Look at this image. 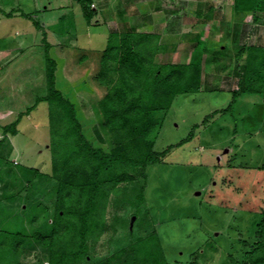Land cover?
<instances>
[{"label":"rangeland","instance_id":"rangeland-1","mask_svg":"<svg viewBox=\"0 0 264 264\" xmlns=\"http://www.w3.org/2000/svg\"><path fill=\"white\" fill-rule=\"evenodd\" d=\"M208 5L215 10L199 19L196 12ZM92 6L98 13L88 24L78 0H0L4 11L14 10L12 16L0 12V51H9L0 67V140L2 126L46 91L42 34L20 11L32 13L45 27L50 54L57 59V86L75 102L87 136L97 141L94 129H100L106 141L99 144L106 148L115 136L101 125L99 101L106 87L96 73L109 33L159 34L164 44L156 55L160 62L188 60L193 40L202 33L208 51L217 55L208 56L201 90L175 96L155 136V149L181 141L198 127L164 162L147 168L149 217L134 233L155 229L172 264L243 259L256 240L255 224L264 209V94L243 92L230 110L219 111L207 123L203 119L232 100L238 87L235 53L242 43L264 44V22L236 13L233 0H93ZM5 141L0 153L6 158L49 172L48 103L40 102L25 115L18 132ZM114 213L127 216L122 205L111 204L109 219ZM123 236L122 228L104 233L93 243L92 255L102 258L128 245L130 238ZM41 248L38 242L26 251L20 247L19 264H38Z\"/></svg>","mask_w":264,"mask_h":264},{"label":"trees","instance_id":"trees-1","mask_svg":"<svg viewBox=\"0 0 264 264\" xmlns=\"http://www.w3.org/2000/svg\"><path fill=\"white\" fill-rule=\"evenodd\" d=\"M78 2L86 22L92 24L98 13L93 0ZM214 10L208 5L196 15L205 20ZM233 10L241 16L250 13L254 23L264 22V0H233ZM0 12L12 16L14 10L6 12L0 7ZM20 12L42 34L46 91L2 126L0 148L9 134L18 132L22 118L45 101L51 170L14 162L0 153V261L19 264L20 247L26 251L38 242L44 251L38 264H172L155 229L145 235L134 233L137 225L148 222L147 168L164 162L174 146L194 135L198 124L181 141L162 150L154 146L175 96L201 90L204 65L216 52L208 51L201 33L193 40L188 60L160 62L156 55L164 44L159 34L132 29L111 31L96 73L106 87L99 101L101 125L115 136L106 148L100 145L106 141L100 129H94L97 141L87 136L75 102L57 86V59L50 54L52 43L45 27L32 13ZM8 53L0 51V67L6 65L1 60ZM235 60L238 87L232 90V100L224 109L207 115L204 123L219 111L230 110L243 92L264 94V44L242 43ZM111 204L122 205L127 216L114 213L109 219ZM255 225L256 240L244 258L232 264H264V209ZM120 228L123 237L127 234L130 238L128 245L108 256L94 257L93 243L104 233ZM189 264L201 263L193 258Z\"/></svg>","mask_w":264,"mask_h":264}]
</instances>
